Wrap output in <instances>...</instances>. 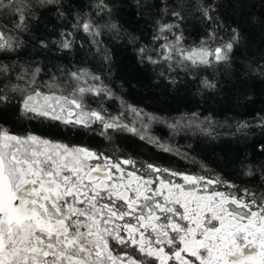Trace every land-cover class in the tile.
Returning <instances> with one entry per match:
<instances>
[{
    "label": "trees",
    "instance_id": "trees-1",
    "mask_svg": "<svg viewBox=\"0 0 264 264\" xmlns=\"http://www.w3.org/2000/svg\"><path fill=\"white\" fill-rule=\"evenodd\" d=\"M0 30V121L12 130L46 120L55 137L264 204V0H3ZM76 85L78 127L26 105L49 112L44 96Z\"/></svg>",
    "mask_w": 264,
    "mask_h": 264
},
{
    "label": "flooded vegetation",
    "instance_id": "flooded-vegetation-1",
    "mask_svg": "<svg viewBox=\"0 0 264 264\" xmlns=\"http://www.w3.org/2000/svg\"><path fill=\"white\" fill-rule=\"evenodd\" d=\"M35 105L59 125L84 123ZM37 123V131H15L0 121L13 205L0 211V264H206L212 248L225 263L264 264V204L206 176L55 137L46 120ZM228 229L236 230L230 249Z\"/></svg>",
    "mask_w": 264,
    "mask_h": 264
},
{
    "label": "rangeland",
    "instance_id": "rangeland-1",
    "mask_svg": "<svg viewBox=\"0 0 264 264\" xmlns=\"http://www.w3.org/2000/svg\"><path fill=\"white\" fill-rule=\"evenodd\" d=\"M224 49L222 48H215L213 51V57H218L222 55ZM191 54L193 56H204L206 54L205 51L199 50V51H192ZM70 91V90H69ZM68 91V92H69ZM48 95V93H46ZM44 100H46V104L51 106V111H53L54 115L58 117H64L66 120H81L86 118V108L83 103V88L79 86H74L71 89L70 95H63V96H44ZM29 109H36V105L32 102H27L26 104ZM73 107L75 109V113L72 116H69L65 113V110ZM236 233L235 229H228L226 232V238H227V247L230 249L231 245L234 243V235ZM213 239V238H212ZM221 251L216 250L214 248L210 249L206 253L205 262L206 264H235L232 262L225 263L224 260H222L221 257Z\"/></svg>",
    "mask_w": 264,
    "mask_h": 264
},
{
    "label": "water",
    "instance_id": "water-1",
    "mask_svg": "<svg viewBox=\"0 0 264 264\" xmlns=\"http://www.w3.org/2000/svg\"><path fill=\"white\" fill-rule=\"evenodd\" d=\"M67 113L72 115L74 113L73 108L67 109ZM6 179L2 172L1 160H0V211L8 210L13 207L12 197L7 189ZM230 256H236V253H230Z\"/></svg>",
    "mask_w": 264,
    "mask_h": 264
}]
</instances>
